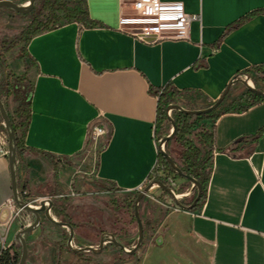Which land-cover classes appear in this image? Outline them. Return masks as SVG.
I'll return each instance as SVG.
<instances>
[{
	"label": "crops",
	"instance_id": "0c3cea01",
	"mask_svg": "<svg viewBox=\"0 0 264 264\" xmlns=\"http://www.w3.org/2000/svg\"><path fill=\"white\" fill-rule=\"evenodd\" d=\"M161 1H180L187 13L199 14L187 38L141 41L118 27L131 0H83L94 25L63 22L33 35L24 61L4 52L9 70L25 74L33 85L30 116L14 163L20 198L33 200L54 188L82 190L91 180L118 191L143 188L158 157L155 91L170 84L199 94L193 102L206 104L233 77L264 65V0ZM0 15L1 21L16 13L0 8ZM17 19L21 30L22 17ZM258 84L264 92V78ZM246 90L240 81L233 82L225 103ZM7 105L13 112L17 103L10 96ZM213 131L212 171L205 199L196 209L178 207L156 185L147 191L154 207L150 219L164 229L153 232L162 238V248L148 251L149 264H264V99L241 112L221 113ZM43 153L53 156L54 163ZM193 186H184L180 197L189 196ZM10 199L4 155L0 208L6 212L16 204L13 200L5 207ZM20 229L15 219L0 224L13 249Z\"/></svg>",
	"mask_w": 264,
	"mask_h": 264
},
{
	"label": "rangeland",
	"instance_id": "374dc122",
	"mask_svg": "<svg viewBox=\"0 0 264 264\" xmlns=\"http://www.w3.org/2000/svg\"><path fill=\"white\" fill-rule=\"evenodd\" d=\"M27 1L22 0V3L25 4ZM56 1L65 4V6L71 9H84L83 0ZM2 12L5 13V11ZM12 17L14 19L4 18L0 21V41L4 37L11 38L20 31L21 26H19V19L17 18L22 17V29L30 22L29 17L25 14L20 15V13H17ZM20 46L21 43H17L13 48L8 50V54L11 52L10 56H20L24 61V51H21ZM0 56L1 58L3 57L5 69L10 71L6 64V59H4V52L0 51ZM28 68L29 65L25 67L24 62V69L27 70ZM244 76L242 75L240 78L250 79V85L254 86L251 77L246 76L247 78H244ZM26 78L28 79L27 76ZM212 102L206 104H195L193 102V109H202L210 106ZM172 114V110L167 112L168 116ZM189 122L193 125L190 131V138L195 144L199 145L197 135L202 126L210 128L211 121L192 116L189 118ZM166 127V135H168L172 128L169 119ZM161 139L158 141V144H163V151L171 155L170 157L177 163H180L179 152L181 147L174 141V138L168 139L163 143H161ZM158 174H161L160 170L155 171V177ZM167 176L169 175L167 174ZM186 180L185 184H179L176 181L174 188L176 194H180L184 186L190 185V181L187 178ZM139 191H118L94 180L89 181V185L82 190L72 188L63 192L54 188L48 191L47 194L41 197L51 198L52 208L55 206L60 210V221L65 222L66 225H57L41 214L39 224L33 230L24 234L27 248L24 264H149L147 259L148 251L152 250L153 246L159 245V249L162 248V238L158 235L154 236L153 232L155 230L162 232L164 229L163 226H158L157 221L154 222L152 218L150 219L151 210L154 207H152L149 199L146 198L147 193L139 199L137 204L140 220L142 224L145 223L144 227H142L143 238L141 244L134 252L129 253L127 251L131 250L138 240V226L133 215L134 202L132 205V199L135 200ZM70 192L74 194L71 195ZM60 194H64V196L60 197ZM193 194L194 191L187 197L181 198L178 196L177 200L188 205L193 199ZM22 199L29 200L27 198ZM23 214H27V211L25 210ZM55 219L58 220L57 218ZM147 220L151 221L152 227L146 224ZM70 230L73 234L71 247L67 243ZM101 239H103V243L101 249H99ZM117 243L122 244L123 247H119ZM84 246H90L94 250H77ZM176 247L174 256L180 262ZM10 252H16L20 257L21 245L17 237L16 247L12 248ZM162 257V253L158 254L160 260Z\"/></svg>",
	"mask_w": 264,
	"mask_h": 264
},
{
	"label": "trees",
	"instance_id": "16d2710c",
	"mask_svg": "<svg viewBox=\"0 0 264 264\" xmlns=\"http://www.w3.org/2000/svg\"><path fill=\"white\" fill-rule=\"evenodd\" d=\"M4 10L13 12L8 8H4ZM25 15L29 17L30 22L11 38L4 37L1 39V52L8 51L17 43H21L20 49L21 51H24L23 55L25 59L27 58V54L25 53V45L33 35L47 29L58 27L63 22L68 23L75 21L87 26H92L95 23L88 17L85 8L82 10L71 9L65 6V4L56 0H35L33 9ZM27 66L28 64L25 62V67ZM242 74L245 76H250L254 84L253 87L260 90L258 81L264 78V65L248 68L244 70ZM32 90L33 85L30 80L26 78L25 74L16 75L11 71H7L0 56V100L6 109L8 118L14 130L16 156L21 151L22 137L25 133L30 116V98ZM155 94L157 96L155 134L156 140L159 141L161 138L166 136L167 133V106L170 104H178L184 109L191 110L194 108L192 101L196 97H199V94L189 93L187 91H179L170 84H166L163 88L156 90ZM227 95L228 93L222 99L217 110L215 109L208 112H202L197 115L183 113L181 110H172L173 114L170 117L175 123L173 138L174 141L181 147L179 152L180 163H177L175 160L174 162L180 169L181 174H178L169 165L163 156V151L158 147L156 170H160L161 174H158L153 179H157L163 184L167 185V174L172 175L175 179L189 176L194 178L200 184L199 198L194 207H192L190 210L196 209L205 199L206 185L212 171V154L215 150L213 131L214 120L221 113L228 111L241 112L246 110L251 105L264 99L262 94L255 93L250 89H247L243 94L232 99L229 103H225ZM10 96L12 97V100L17 103V106L13 112L8 110L7 105V100ZM213 102L211 104H213ZM192 116L211 121L210 128H205L202 126L200 132L198 133L197 140L199 145L195 144L190 138V131L193 125L189 122V118ZM1 121L2 119L0 117V122ZM0 128L6 131L2 123H0ZM261 131L262 130H258L256 135L260 134ZM239 142L240 140L237 141L232 149H236ZM43 155L52 163H54L53 156L47 153H43ZM193 191L194 198L197 193L196 185L193 186ZM192 200L188 204H190ZM133 202L134 199H132V205ZM182 204L185 205L184 203ZM60 214V210L54 206L51 210V216L60 220ZM146 224L148 225L147 222ZM144 225L145 223L142 224V227H144ZM18 259L19 255L16 254V252L6 251L0 258V264H17Z\"/></svg>",
	"mask_w": 264,
	"mask_h": 264
},
{
	"label": "built area",
	"instance_id": "2783aa9c",
	"mask_svg": "<svg viewBox=\"0 0 264 264\" xmlns=\"http://www.w3.org/2000/svg\"><path fill=\"white\" fill-rule=\"evenodd\" d=\"M199 14L187 13L180 1H161V0H131L127 12H122L119 20L118 27L120 30L134 36L135 38L144 42H155L163 39H185L188 37V30L190 23L193 20H198ZM244 78H247L244 76ZM250 82V79H247ZM3 124V122L1 121ZM159 148L163 151V144H159ZM8 154L7 148V133L0 132V156ZM156 165L148 177L146 183H149L155 177ZM167 186L171 189L175 196L174 188L176 179L172 176H166ZM138 190H142L139 187ZM73 195V192H70ZM68 195V194H67ZM60 197L64 194H60ZM22 199V198H21ZM50 199V197H39L33 200H24L27 204L38 207L41 200ZM46 205L47 202L45 201ZM13 204V200H7L6 205ZM5 208H0V224H6L11 220H18L21 227L29 225L32 221L30 215L23 214L25 211L22 207L14 204L11 212H6ZM71 243V242H70ZM11 245L5 242L4 235L0 233V258L6 251H11Z\"/></svg>",
	"mask_w": 264,
	"mask_h": 264
},
{
	"label": "water",
	"instance_id": "95a60500",
	"mask_svg": "<svg viewBox=\"0 0 264 264\" xmlns=\"http://www.w3.org/2000/svg\"><path fill=\"white\" fill-rule=\"evenodd\" d=\"M34 3L35 0H28L25 4H18L12 0H0V8H8L10 10H12L15 13H20V14H26L28 12H30L33 7H34ZM236 81H240L242 84H244V86L247 89L252 90L255 93H259L262 94L264 96V92H262L259 89L254 88L253 86L250 85V83L247 81V79H242V78H237V77H233L225 86L224 90L222 91V93L220 94V96L213 102V104H211L210 106H207L205 108L202 109H184L182 108L180 105L178 104H170L167 106L166 111L168 112L169 110H181L183 113H187V114H191V115H197L199 113L202 112H208V111H212L214 109H216L219 104L221 103L222 99L225 97V95L228 92V89L230 87V85L233 82ZM0 117L2 119L3 125L6 129V133H7V141H8V154H7V158H8V164H9V169H10V178H11V190H12V198L15 201V203L19 206L22 207L24 210L30 212L31 214H33V221L25 226L24 228L20 229L17 233H16V237L19 239L20 241V245H21V254L18 260L17 264H24L26 256H27V248H26V242H25V238H24V234L26 232H29L31 230H33L40 222V218H41V214H43V216L48 219L49 221L57 224V225H66L65 222L60 221V220H56L54 217L51 216L50 214V209L52 207V201L50 199H45V200H41L39 202V206L38 207H33L29 204H27L25 201H23L17 193V187H16V175H15V169H14V163H15V143H14V130L12 128V125L10 123V120L8 118L6 109L2 103V101L0 100ZM168 119L171 123V131L168 135L164 136L161 139V143L167 141L168 139L173 138L174 136V129H175V123L174 121L171 119L170 116H168ZM163 156L166 159V161L169 163V165L178 173L181 174L180 169L178 168V166L175 164L174 160L170 157V155L168 153H166L165 151H163ZM187 178L193 185L197 186V193L194 196L192 202L188 205H183L179 200H177V196H175L171 189L163 184L162 182H160L157 179H153L151 182H149L144 188L143 190L139 191L138 195L136 196L135 200H134V212L133 215L136 219L137 222V226H138V240L135 244V246L131 249V250H127L129 253L134 252L141 244L142 238H143V229H142V222L140 220V217L138 215V210H137V204L139 199L147 193L148 189L152 186V185H157L160 188H162L163 190H165L167 193H169L172 198H174L175 200V204L180 207V208H185V209H191L192 207H194V205L196 204L198 198H199V194H200V184L192 177H185ZM45 201L47 202V205L45 203ZM72 231L70 230L69 232V237H68V246L71 247V239H72ZM102 243H103V239H101L100 242V246L99 249H101L102 247ZM117 245L119 247H123L122 244L117 243ZM77 250L81 251V250H94L92 247L90 246H84L81 248H78Z\"/></svg>",
	"mask_w": 264,
	"mask_h": 264
},
{
	"label": "bare ground",
	"instance_id": "6f19581e",
	"mask_svg": "<svg viewBox=\"0 0 264 264\" xmlns=\"http://www.w3.org/2000/svg\"><path fill=\"white\" fill-rule=\"evenodd\" d=\"M250 83V82H249Z\"/></svg>",
	"mask_w": 264,
	"mask_h": 264
}]
</instances>
